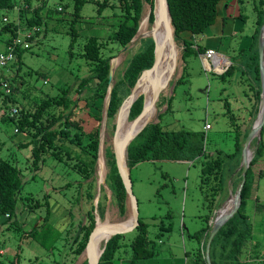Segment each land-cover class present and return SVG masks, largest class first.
<instances>
[{"label":"rangeland","instance_id":"obj_1","mask_svg":"<svg viewBox=\"0 0 264 264\" xmlns=\"http://www.w3.org/2000/svg\"><path fill=\"white\" fill-rule=\"evenodd\" d=\"M66 1L69 0H49L47 8L57 11L60 8L58 5H63ZM102 1H87L82 6L80 18L74 24L77 34L71 56L69 51L71 33L68 30H71L73 15L72 6L69 3L62 13L55 12L53 17L47 20L50 25L47 31L42 32L41 28L39 35L30 40V48L21 50L20 61L3 69L14 92L11 99L5 103L2 101L3 94L0 93V115L8 114L12 107H15L18 112L23 106L33 107L34 99L55 95L61 86H68L69 96L78 98L79 105H84V99L92 92L95 81L91 83V86L88 85L90 88L85 87L80 93L76 92L80 80L90 74V66L79 55L81 46L91 35L98 36L100 41L106 39L108 34L116 28L120 18L117 0H109L108 5L98 11L97 8ZM256 1L240 2L239 10L231 13L232 16L237 14L238 21H240L239 15H243L242 33L236 31L235 33L238 34L227 42L218 36H211L209 32L217 26L214 24L215 26L208 27L206 33L197 38L198 44L211 45L220 54L228 55L229 60L237 65V59H234V56L238 53L239 46L247 47V43L242 44L245 41L242 39L250 35L255 27L254 3L256 4ZM149 4L143 2L140 20L147 15ZM3 17L16 26L19 43H24L28 32L33 33L32 28L29 29L25 25V14H20L18 10L0 9V29L5 25V22H2ZM150 24L148 19V31L141 32L147 34ZM8 32L7 29L0 31V49L5 48L3 40L9 36ZM177 44L182 46L180 42ZM139 47L138 42L123 56L115 75L122 70L124 61L136 53ZM185 64L184 79L174 87L184 67L183 58H179L175 75L159 98L173 95L169 109L160 118L162 127L170 130L185 128L204 131L207 153L223 155L232 152L235 138L240 136L242 139L243 133L250 131L257 116L254 108L258 103L254 90L250 87V80L246 74H240L237 68L231 75L223 77L215 73L213 69L207 70L203 60L193 51L185 59ZM15 88L18 90L15 91ZM96 107H101L102 115L103 101L101 105L98 103L90 108V112L97 114ZM165 109L166 104L157 107L153 117L154 122L158 121L159 113ZM78 113L79 116L86 117L83 112L78 111ZM15 119V117H7L4 120L0 118V157L14 162L20 170L22 182L21 193L10 220L15 221L12 228H6L8 222H2V224L4 217H0V264H29L30 262L56 264L55 259L60 264H75L77 258L70 250V243L79 230V225L88 223L86 214L93 203L88 200L85 191L88 188L87 183L90 182V190L96 195L97 176L93 172L90 179L82 181L78 173L67 164L70 160L66 156L62 160H57L55 157L45 155V161L39 165L38 169H33L29 161L32 146H19L21 143L28 142L31 136L16 131ZM206 124L210 126L208 130L204 129ZM112 134L107 132L106 128L105 143H109L110 146ZM261 139L264 146V124ZM251 149L255 150L254 143H251ZM102 159L103 170L108 172L104 155ZM200 168L201 157L193 161H142L130 168V179L133 193L138 201L139 217L148 224V237L156 254L151 262L139 261L138 264H185L186 257L191 260L190 251L197 248L199 242L193 233L205 225L204 215L208 213V203L205 201L203 191L199 188ZM253 171L254 185L247 206L252 233L245 250L249 251L254 249L253 246H257L258 250L264 252V209L258 211L254 207L255 202L264 206V147L259 160L253 166ZM236 188L232 186L229 178L219 207L230 194L235 192ZM34 199L40 202L48 200L49 220L61 233V239L57 242L54 251L50 253L35 241L22 237L24 230L41 224L46 214L47 205L44 204L34 210L27 208L30 201ZM99 199L105 202L103 219L104 216H108L109 222H122L128 218L127 210L122 216L118 213L116 204L111 200L110 190L102 187ZM219 199L220 196L214 197L215 202ZM215 212L216 210L210 216L211 220L215 217ZM134 234V230L124 234L127 245L120 249L122 260L130 259L129 244ZM185 251L189 252L188 256L185 255Z\"/></svg>","mask_w":264,"mask_h":264},{"label":"trees","instance_id":"obj_2","mask_svg":"<svg viewBox=\"0 0 264 264\" xmlns=\"http://www.w3.org/2000/svg\"><path fill=\"white\" fill-rule=\"evenodd\" d=\"M87 1L93 0H69L63 5H58L61 9L56 11L47 8L49 0H0V9L9 10L18 7L20 14H25V25L33 30L32 35L26 38V41L31 43L30 40L34 36L39 35L41 28L43 29L42 32L47 31V28L50 26L47 20L51 19L55 12L62 13L70 3L73 15L70 26L71 30H68L71 33L69 47L71 56L77 34L74 24L80 18V10ZM167 1L174 27V38L176 42L182 44V58L184 61L183 72L176 80L175 87L177 83L184 79L185 59L192 51L196 55L199 52L205 51V47L196 42L195 36L203 34L210 25L215 23L218 7L224 0ZM143 2L152 5V0H117L120 18L116 28L102 41L98 40V36L91 35L82 44L79 55L90 66V74L80 80L77 84L76 92L80 93L85 87L90 88L91 83L95 81L92 92L84 99L85 103L83 106L79 105L78 98H71L69 96L70 89L68 86H61L57 94L34 99L33 107L23 106L19 109V114L11 115L9 112L8 114L3 113L0 115V118L3 120L7 117H15L16 131L31 136L28 142L21 143L19 146H32L30 147L29 161L33 169H38L39 165L45 161V155L55 157L57 160H62L66 156L70 160L67 164L78 173L82 181H86L92 177L97 158L96 146H98L101 107H96L97 114L91 113L89 109L98 103L102 104L108 86L110 59L136 33L141 19ZM108 3L109 0L100 2V6L97 8L98 11H101ZM254 11L256 13L255 27L251 35H249L250 40L247 47L239 48L238 53L235 54L234 59H237V65H234L230 61L225 71L219 75L222 77L228 74L231 75L235 68H237L240 74H246L258 103L254 108V113L257 115L261 90L259 89L260 76L256 35H258V31L264 23V0H257L256 4L254 3ZM152 20L153 15L151 13L149 21L152 22ZM7 21V18L6 20L2 18V22H5V25L0 29V31L3 29L9 30V36L3 40L4 46L11 44V41L17 37L16 26ZM54 30H56V27H54ZM139 43L140 47L138 51L124 61L122 70L114 76L115 82L112 92H110L111 98L107 111V132L113 133L116 115L122 101L130 93L129 91L134 86L142 70L149 68L153 63L152 39L150 37L142 38ZM27 48H30V45L28 47H21L19 45L15 47L14 63L20 61L21 50ZM15 73L17 75V70ZM8 82L10 92H0L3 94L2 101L4 103L11 99L14 92L10 81ZM17 90L18 88H15V91ZM172 96L171 94L169 97L165 96L159 99L157 107L166 104V109L162 113H159L157 122L147 124L129 144L127 149V164L131 168L142 161H193L201 157L199 188L203 191L205 201L208 203V213L204 215L205 225L193 233L199 242L197 248L190 251V253L192 254V264H207L204 250L211 228V223L209 222L210 216L219 207L221 196L226 192L228 179L230 178L234 188L241 181V149L248 130L243 133L242 139H240V136L235 138L234 150L232 152L223 155L209 154L206 150V144H204V131H193L185 128L170 130L162 127L160 118L169 109ZM142 106L143 97L140 96L131 106L129 113L130 120L140 113ZM78 111L83 112L86 117L79 116ZM251 143H254L255 150H253V157L246 172V180L240 196L241 203L237 212L218 230L211 241L210 249L208 250L211 264H264V252L258 250L257 246H253L254 249H249V251L245 250L252 233V224L247 213V206L250 198L249 195H251L254 185L255 175L253 166L259 160L264 147L261 133L260 138L255 139ZM104 147V156L108 169L105 181L111 191V200L116 204L118 213L122 216L126 213L125 190L116 171L111 146L109 143H105ZM238 168L239 170H237ZM21 183L20 170L14 162L0 157V217H4L1 223L8 222L6 227L8 229L12 228L15 222H11L10 220L15 212L17 199L21 193ZM90 185L91 183L88 182L85 194L88 200L93 201L94 194L90 190ZM216 196H220V199L215 202L214 197ZM100 199L98 210L103 216L105 202ZM47 201L46 199L40 202V200L34 199L27 205V208L30 210L41 207L43 204L47 205V208L42 223L24 230L22 237L35 241L50 253L54 251L57 242L61 239V233L53 227V224L49 220L50 212ZM262 205L254 203V207L258 211L264 209ZM86 216L88 223L79 225V230L70 243V250L75 258L83 251L88 235L94 226L93 204H91ZM147 229L148 224L139 217V224L134 229L135 234L129 244L131 247L129 264H138L139 261H148L156 257L153 244L148 237ZM125 237V235L119 234L110 238L103 253H101L102 255L98 264H115L116 260L122 259L120 249L127 245ZM54 262L60 264L56 259ZM29 264L33 263L30 262ZM82 264H86V262Z\"/></svg>","mask_w":264,"mask_h":264},{"label":"water","instance_id":"obj_3","mask_svg":"<svg viewBox=\"0 0 264 264\" xmlns=\"http://www.w3.org/2000/svg\"><path fill=\"white\" fill-rule=\"evenodd\" d=\"M153 15L151 28L147 34L141 32V20L139 21L136 33L130 40L121 48L116 55L110 59L108 71V86L103 100V111L100 121V129L98 135L97 158L94 167V174L97 176L98 192L93 197L94 219L95 223L91 229L85 247L75 264H98L107 242L115 235H124L133 231L139 224V209L138 201L133 193L132 182L130 179V168L127 164V149L132 140L144 129L149 123H155L153 117L157 112V102L163 91L170 85L173 76L176 72V67L179 58H182L181 48L174 38V27L172 25L171 14L167 0H152V5L149 4L147 16ZM163 35H160V34ZM257 36L258 64L260 76V103L255 121L247 133L242 149H241V181L238 184L235 192L230 194L225 202L215 212V217L211 220V228L205 245V259L207 264H211L209 249L210 244L218 232V230L237 212L241 203V191L246 180V172L253 157L251 142L260 138V133L264 124V23L260 27ZM150 37L153 41V63L149 68L142 70L137 78L134 86L129 91L128 96L122 101L115 120V127L112 134L111 149L113 151L117 174L119 175L124 190H125V205L128 211V224L122 225V222H109L105 220V216L100 214L98 210L99 197L101 188L108 189L106 184L107 170L104 173L103 179L97 174L98 164L101 156L104 155L105 136L107 128V111L110 103L111 93L114 86L115 71L123 60V56L129 52L142 38ZM166 48L170 51V66L167 69L166 76L161 77V65ZM227 63L230 60L223 55ZM150 87V96L146 99L145 88ZM143 97V106L140 113L129 119V113L132 104L138 97ZM128 121L126 128H123V121ZM111 192V191H110ZM105 215V214H104Z\"/></svg>","mask_w":264,"mask_h":264},{"label":"crops","instance_id":"obj_4","mask_svg":"<svg viewBox=\"0 0 264 264\" xmlns=\"http://www.w3.org/2000/svg\"><path fill=\"white\" fill-rule=\"evenodd\" d=\"M244 1L245 0H224L223 2H221V4L218 7V11H217V17H216L217 19H216V21L214 23L215 25L217 24V26L214 29H212L211 32H209V33L212 34L211 36H218L221 39H223L224 41L228 42L229 39H231V38L233 39L234 35L238 34V33H235L236 31H240V33L243 32V29H242V25H243V22H244L243 21V17H242L243 15L242 14L241 15L238 14L240 16V21H238L239 19L237 18V14L235 13L234 16H232L231 13L234 10H239L240 2L243 3ZM233 20H236V21H233ZM214 24L210 25L209 27L215 26ZM206 30H205V32L203 34H201V36L206 33ZM199 36L200 35L195 36L196 40H197V38ZM242 40H245L244 42H242V44L243 43H247L248 44V42L250 40V36L246 35V37L243 38ZM196 42L199 43L198 40ZM236 45H238V44H236ZM204 47H205V50L209 49V48L214 49L211 45L204 46ZM239 48H241V46H239ZM214 50L217 53H219L216 49H214ZM223 55H225L228 58H230L226 54H223ZM203 63H204L205 68H206L207 67L206 66L207 63L204 60H203ZM185 255L188 256L189 253L185 252ZM154 258H152V259H154ZM187 260H188V258L186 257V260H185L186 263L185 264H192V256H191V260H188L189 262H187ZM124 262L125 263L126 262L129 263L128 260L126 261V260L118 259V260L115 261V264H121V263L123 264ZM147 262H151V259H149Z\"/></svg>","mask_w":264,"mask_h":264},{"label":"built area","instance_id":"obj_5","mask_svg":"<svg viewBox=\"0 0 264 264\" xmlns=\"http://www.w3.org/2000/svg\"><path fill=\"white\" fill-rule=\"evenodd\" d=\"M14 9L18 10V7H14ZM60 9V8H59ZM3 20H6L5 17H3ZM31 32H28L25 36V40L23 41L24 43H19L17 40V37L14 38L11 41V44L5 46L4 49H0V92L3 93H9L10 92V85L8 82V79L6 77V74L3 73V69L7 68L8 65L14 63L15 61V52L14 49L16 46H21V47H28L29 42L26 41V38H29L31 36ZM198 56L203 59L207 63V70L213 69L215 73L221 74L227 66L230 64L227 63L226 58L223 56V54L217 53L214 49H206L203 52H199ZM210 60V61H209ZM221 68L220 71H218L216 68ZM9 70V68H8ZM18 113V110L15 107H12L10 109V114L15 115ZM209 124H206L204 129L208 130L209 129Z\"/></svg>","mask_w":264,"mask_h":264},{"label":"bare ground","instance_id":"obj_6","mask_svg":"<svg viewBox=\"0 0 264 264\" xmlns=\"http://www.w3.org/2000/svg\"><path fill=\"white\" fill-rule=\"evenodd\" d=\"M148 8H149V6H148ZM148 17H147V15H145L143 18H142V20H141V28H140V30L141 31H148V29H147V26H148ZM150 28H151V24H150ZM144 34H146V33H144ZM160 35H163L162 33L160 34ZM170 51H169V48H166V50L164 51V55H163V59H162V65H161V77H165L166 76V72L165 71H167V69L169 68V66H170ZM218 71H220V69L219 68H216ZM151 90H150V87L149 86H147L146 88H145V95H146V99H148L149 98V96H150V94H151V92H150ZM165 93V92H164ZM127 125H128V121H123V128H126L127 127ZM102 157L103 156H101V158H100V161H99V164H98V169H97V173H98V176L100 177V176H103L104 177V173H105V171L103 170L104 169V165H102L103 164V159H102ZM100 179H103V178H100ZM105 220H107V221H109V218H108V216H106V218H105ZM127 225L128 224V220H124V221H122V225Z\"/></svg>","mask_w":264,"mask_h":264}]
</instances>
